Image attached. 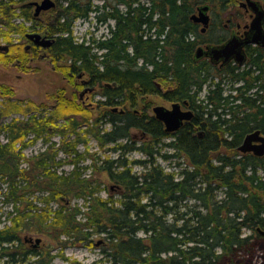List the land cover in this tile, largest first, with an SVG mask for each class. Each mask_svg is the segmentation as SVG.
I'll return each instance as SVG.
<instances>
[{
    "label": "trees",
    "instance_id": "trees-1",
    "mask_svg": "<svg viewBox=\"0 0 264 264\" xmlns=\"http://www.w3.org/2000/svg\"><path fill=\"white\" fill-rule=\"evenodd\" d=\"M33 1L0 0V41L9 47L0 50V60H26L24 44L13 37L37 30L53 39L47 50L52 65L68 77L86 74L104 99L96 117L62 95L39 115L31 113L45 103L1 101L0 133L7 140L0 143V189L6 185L2 193L12 209L0 226V264H50L65 258L69 241L92 245L94 239H102L101 259L112 264H264V236L258 232L264 230V154L238 150L248 132L264 133V49L252 48L244 65L220 70L196 59L202 35L190 14L205 0H54L37 16ZM91 13L96 22L113 24L105 35L79 39L73 24ZM114 82L118 87L106 85ZM157 84L167 88L166 100L186 99L194 112L172 135L154 116L133 111L141 95L159 92ZM118 105H125L121 114L110 110ZM16 111L28 117L5 121ZM108 114L106 129L100 120ZM61 116L64 123L57 122ZM133 129L144 137L133 138ZM29 134L30 142L54 134L61 140L54 150L48 145L25 158ZM167 135L172 138L162 142ZM88 136L102 148L111 143L106 148L118 155L79 152ZM132 150L145 158L129 160L125 154ZM58 152L69 158H57ZM86 159L90 163L79 166ZM65 163L70 171L58 172ZM135 165L141 170L134 171ZM35 191L43 205L29 198ZM74 198L83 204L71 203ZM32 233L54 244L29 247L23 237Z\"/></svg>",
    "mask_w": 264,
    "mask_h": 264
},
{
    "label": "rangeland",
    "instance_id": "rangeland-1",
    "mask_svg": "<svg viewBox=\"0 0 264 264\" xmlns=\"http://www.w3.org/2000/svg\"><path fill=\"white\" fill-rule=\"evenodd\" d=\"M40 1V0H38ZM93 4H101L102 0H91ZM120 9H124L123 6H119ZM94 14H90L88 19H77L73 24V34L78 37L79 39L84 36H90V34H93L94 37H100L101 35H105L108 32V23H113V20H108L106 23L99 24L96 22L95 18L93 17ZM15 40H19L24 44L23 38H20L19 36L13 37ZM3 42H0L2 44ZM28 54V53H27ZM31 55L28 54L26 60L20 62L19 58H13L9 61L8 64L2 62L0 60V103L4 99H7L9 101H15V100H24L26 101H32L35 104H41L45 103L46 108L45 109H38L34 110L31 114L39 115L40 113H46L49 110H52L53 107L57 103V98L59 95H62L66 98H69L70 101L76 103V105L81 106L83 108L86 107L90 110L92 107L95 106L97 101H100L102 98L99 94L90 92L89 94H85L87 96H84V102L81 101V99L78 98L79 94L82 92L81 88H76V86L72 83L73 77H68L65 75L61 70H59L57 67L52 65L50 60L48 58H41L37 59L34 58L33 60H30ZM86 78V77H85ZM78 85V84H77ZM236 85V84H235ZM2 90V91H1ZM99 90V88H98ZM205 87L200 92V97L205 94ZM226 92H228L226 90ZM4 93H8L5 96ZM149 99L151 101V105H162L167 108L171 107L172 102L171 101H165L161 97L157 95H151L149 96ZM92 111V116L96 117L100 113V109L94 108ZM76 115L74 112H70V116ZM28 115H24L18 111L11 112L6 118L5 121H9L11 119H26ZM82 118V117H80ZM58 123H64L65 119L61 116L57 120ZM84 127V125H83ZM81 127V129L83 128ZM106 129L110 127L108 123L104 126ZM6 134L0 133V143H3L6 141L5 139ZM59 135H52L48 138L47 141H43L42 138H38L34 142H30L32 139V135L29 134L24 138V141L27 142L26 147L22 149V154L25 158H29L32 155H36L38 152L42 151L44 148H46L48 145L52 146V149L54 150L55 147L59 144L61 138ZM72 136H69L71 138ZM171 138H167L166 141L170 140ZM126 139H121L118 142H124ZM111 146V143H108L105 145L104 148L99 147L98 143L95 139L91 138L90 136L87 137V143L85 145L78 144L77 150L79 152L84 151V149H88L90 152H96L97 155H100L101 157L109 156L111 158H115L118 155V152H115L113 150L107 149L106 147ZM125 157L129 160L141 158L144 159V154L139 150H132L125 154ZM57 158H69V155L63 152H58ZM90 159H86L85 161L81 162L79 166L86 165L90 163ZM157 161L160 162L163 165H168V162L157 158ZM22 167H27V163L24 161L22 162ZM72 168L71 164L65 163L62 166L57 168L58 172L61 173H68L70 169ZM170 168V167H168ZM134 171L141 170V167L139 165H135L133 167ZM91 171H93L92 166L89 168H86L84 173L90 174ZM104 178V177H103ZM0 180V184H1ZM7 191V187L5 184H2L0 189V226H2L5 222L8 223V212L12 209V203L10 199L6 197V194L2 193ZM101 194L103 196L106 195L105 191H102ZM42 194L40 192H36L33 194V196H30L33 200V203L36 205H43L42 202L38 201L36 198L41 197ZM34 199H36L34 201ZM71 203H78L79 205L83 204V200L81 198H74L71 200ZM49 206L54 209L57 207L56 202H51ZM28 235V234H26ZM33 236V241L31 242L32 245L34 243L35 237H41L42 242L40 243V247L45 244L44 248H47L48 245H53L54 243L50 240L47 243V239H44L43 236L40 234L32 233L30 234ZM102 239H94L92 245H86L83 243H70L66 244V246L63 248L62 252L64 254L65 258L61 257H55L50 264H112L109 261H105L101 259V246L100 242ZM27 245H29L27 243ZM31 246V245H29ZM58 251V249H54L53 252ZM261 252V249H257L256 255L254 257V263H256L259 260V254Z\"/></svg>",
    "mask_w": 264,
    "mask_h": 264
},
{
    "label": "flooded vegetation",
    "instance_id": "flooded-vegetation-1",
    "mask_svg": "<svg viewBox=\"0 0 264 264\" xmlns=\"http://www.w3.org/2000/svg\"><path fill=\"white\" fill-rule=\"evenodd\" d=\"M104 1L105 0H102V2ZM217 1L218 0L202 1V3L197 5L195 11L190 14V20H192L193 23L197 25L198 31L202 35L200 38L196 39L197 42H200L197 45V47L201 46L206 52L207 51L206 47L222 45L228 39L235 36L236 38L242 41V45L240 49L245 54L244 61L241 64L236 62L233 58H230L226 62H222L221 59L216 61L208 53H203L199 58H196V59L208 61L213 66L214 70L215 69L220 70L230 65H237V64L244 65L248 57L247 53L248 51H250V49L252 48H263L264 49V45H261L260 43H256V42H251L253 30L250 28V22L252 18L255 16V10L253 6L249 4V1L254 2L256 3L259 9L264 10V0H220V5L217 4L218 3ZM204 5L208 6V9L206 10V14L208 15V23L205 29H202L203 24L199 21L193 20L191 16L193 14H197L198 8ZM117 6L119 7L122 5H117ZM262 28L264 32V18L262 21ZM29 32H37L41 34L42 36L48 37L46 34L40 33L37 30L31 29ZM48 38L52 39V37H48ZM23 40H25L24 48L26 49L27 53L31 55L30 60H33L34 58H37V59L48 58L47 50L52 45L53 41L50 44V46L43 47L35 43L34 41L28 39L26 36L23 38ZM196 48H195V51H196ZM72 83L76 86V88H79V87L81 88L82 92L79 94L78 98L81 99L82 102H84L83 101L84 96H87L85 94H89L90 92L92 93L98 92L96 94H99L101 96L102 98L101 100L104 99L103 96L99 93L97 85L92 84L90 78L86 74L77 73L76 76H73ZM109 85H114V84L109 83ZM115 87H118V84L115 85ZM157 88L159 89V92H157L156 94L145 93L144 95H141L140 100L137 103L136 107L133 108L134 113L137 115L136 117H144V116H149L150 118L151 116L155 117L153 113L154 106L151 105L149 96L157 95L161 97L163 100L167 101L166 98H164L163 96L167 92V88L161 84H157ZM178 102L180 103V107L183 111H190L192 113L190 118L182 120V124H181L182 126L184 123H190L192 121L194 112L192 108L190 107L189 101H187L186 99H183L182 101H178ZM99 104H100V101H97L95 106L92 107V109L90 110H93L94 108L96 109L102 108ZM124 109H125V105H118V106L110 107V110L112 112L118 113V114L123 113L125 111ZM106 117H110V115L108 114L100 120L101 126L103 127L105 126L106 123H108L111 126L110 121L107 120L106 122ZM156 119L161 123L163 127V131L167 133L168 135H172L181 127L180 126L177 130H174V131H167L165 129V124L158 118ZM144 121L146 122V125L148 126L151 124V119L145 118ZM197 131H198L197 133L200 135L201 132L199 130ZM132 132H133L132 136L135 139H141L145 135V132L138 131L137 129H133ZM168 135L162 139V142H168L169 140L166 141V139L172 138L171 136H168ZM23 239H28L24 241L26 245L27 243L31 245V246L29 245L27 246L32 247V248H38L41 243L40 242L36 244L34 240V243L32 245L31 242L33 241L34 238L31 235L25 234Z\"/></svg>",
    "mask_w": 264,
    "mask_h": 264
},
{
    "label": "water",
    "instance_id": "water-1",
    "mask_svg": "<svg viewBox=\"0 0 264 264\" xmlns=\"http://www.w3.org/2000/svg\"><path fill=\"white\" fill-rule=\"evenodd\" d=\"M31 4L34 6V15L37 16L41 11H46L51 7H54V0H40L33 1ZM249 4L253 6L255 10V16L252 18L250 22V28L253 30V35L251 38V42L260 43L264 45V32L262 28V21L264 18V10L258 8L256 3L250 2ZM208 9L207 5L201 6L198 8L197 14H193L191 18L195 21H199L203 24L202 29H205L208 23V15L206 14V10ZM28 39L34 41L35 43L48 47L52 43L53 39H50L46 36H42L37 32L26 33L25 35ZM242 45V41L236 38L235 36L228 39L222 45L218 46H208L207 51L199 46L196 48L194 57L199 58L203 53H208L214 60L221 59L222 62L228 61L230 58H233L236 62L241 64L245 58L244 52L240 49ZM8 45H0V50L6 51L8 50ZM117 85L116 82L113 83ZM109 85V83H106ZM153 113L156 118L161 120L165 124V129L167 131L177 130L181 124L183 119H188L192 115L190 111H183L180 107L179 102H172L171 107L167 108L162 105H156L153 107ZM238 150L241 152H252L255 155L261 156L264 154V134L261 133L259 129L252 130L248 132L240 145L238 146ZM258 232L264 236V230L258 229ZM26 238V237H25ZM28 240V239H24ZM41 240V237L35 238V243L38 244Z\"/></svg>",
    "mask_w": 264,
    "mask_h": 264
},
{
    "label": "bare ground",
    "instance_id": "bare-ground-1",
    "mask_svg": "<svg viewBox=\"0 0 264 264\" xmlns=\"http://www.w3.org/2000/svg\"><path fill=\"white\" fill-rule=\"evenodd\" d=\"M244 61V60H243ZM264 134V133H263Z\"/></svg>",
    "mask_w": 264,
    "mask_h": 264
}]
</instances>
